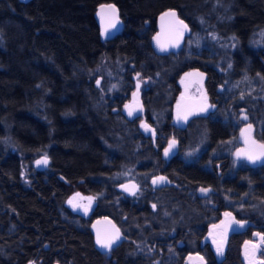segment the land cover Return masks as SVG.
Listing matches in <instances>:
<instances>
[{
    "label": "trees",
    "instance_id": "trees-1",
    "mask_svg": "<svg viewBox=\"0 0 264 264\" xmlns=\"http://www.w3.org/2000/svg\"><path fill=\"white\" fill-rule=\"evenodd\" d=\"M103 5L115 7L123 23L110 41L102 39L93 17ZM166 10L186 21L191 33L178 53L157 56L149 41L156 17ZM256 51L264 56V0H0V264H172L171 233L190 230L203 213L191 206L186 188L175 202L166 198L162 214L109 198L101 185L114 186L122 175L98 170L101 164L112 167L109 159L139 152L135 128L126 132L130 122L108 106L110 98L123 99L134 74L160 90L150 95L148 111L164 116L162 99L179 89L176 80L193 67L191 56L210 59L213 88L231 61L235 69L239 58ZM40 156L49 158L48 168L34 171L31 162ZM187 172L180 183L192 186ZM195 178L205 182L206 176ZM87 185L101 214L123 234L159 233L172 245L145 256L134 251L146 245L136 239V247L123 243L109 258L97 253L85 226L70 213L64 222L66 197ZM147 241V247L155 242ZM178 242L198 247V240ZM228 256L229 263L240 260L239 250Z\"/></svg>",
    "mask_w": 264,
    "mask_h": 264
},
{
    "label": "flooded vegetation",
    "instance_id": "flooded-vegetation-1",
    "mask_svg": "<svg viewBox=\"0 0 264 264\" xmlns=\"http://www.w3.org/2000/svg\"><path fill=\"white\" fill-rule=\"evenodd\" d=\"M190 33L189 29V34L183 37V46ZM249 52L252 53V50ZM247 57L239 58L235 69L231 61L227 70L220 73L222 77L218 81L219 85L211 88V67L205 62H210V59L191 56L189 65L193 67L176 80L179 89L173 91L167 99H162L166 102H161L162 105L168 109L164 116L157 105H154V109L160 113L156 112L155 117L149 114L150 95L158 90L150 88L149 82L139 90L137 99H132L131 94L135 90L132 83L136 79L135 76L131 77L129 87L122 90L123 99L116 96L110 98L112 105L108 106L114 107L113 111L119 109L125 122H130L125 123L126 132L132 134V127L135 128L139 152L135 151L138 152L135 157L128 151L116 156V159H109L112 167L101 164L98 170L106 169L110 173L129 176L114 186L101 185L110 194L109 198L119 197V202L123 201L130 209L139 206L142 212L157 209L160 212L166 198H173L178 191L186 188L190 189L193 203L191 206L197 212L203 213V216L196 218L198 221H191L190 230L171 233L169 239L176 240V245L173 243L175 260L172 264H264V241L261 240L264 236V161L252 166L244 158H235V152L242 148L247 151L243 153L248 157L253 153L248 146L240 142L239 137L249 125L253 139L264 145V56L258 55L256 51L254 55ZM231 68L233 70L228 71ZM185 73L197 76L190 79L194 88L193 92L187 95L181 93L179 85V80ZM98 85L99 83H96V86ZM181 96L203 98V102L208 105L207 113L202 115L197 110L185 125L174 123V107ZM117 101L119 103H114ZM133 101L140 103V114L127 113V107ZM245 116L247 119H244ZM172 141H175V144L169 149ZM166 149L169 150L167 156ZM44 157L48 159V164L43 169L46 170L49 158ZM34 162L33 170L39 171ZM186 169L189 178L187 182L192 183V186L180 183L181 174ZM196 173L206 176L205 182L195 183ZM159 177L164 180H157ZM154 180L157 182L153 183ZM127 183H134V188L121 189L122 185ZM201 189L207 191L202 192ZM76 193L79 195H75L72 204L67 201V197L64 201V222H68L70 213L75 218V224L85 226L92 247L97 253L109 258L123 243L136 247V239L143 241L144 245H148V239L155 241L150 247L145 245L138 248L139 250L134 248L136 253L141 252L145 256L150 254L149 251L156 252L158 247L164 252V245H172L170 241L163 243L159 233H154L158 235L156 238L154 235L148 238L147 232H133L131 236H126L120 230L124 240L108 253H100L95 248L89 227L95 219L108 216L101 214L98 197L90 186L87 185ZM204 193V196H200ZM172 201L176 200L173 198ZM226 213L229 215H225ZM161 217L162 215L157 219L162 220ZM128 223L132 224L130 220ZM224 223L227 224L221 227ZM240 225L245 226L244 230L235 232V229L241 228ZM179 239L198 240V247L186 249L184 244L178 242ZM218 248L222 249V253H218ZM236 250L240 252V260L229 263V253Z\"/></svg>",
    "mask_w": 264,
    "mask_h": 264
},
{
    "label": "water",
    "instance_id": "water-1",
    "mask_svg": "<svg viewBox=\"0 0 264 264\" xmlns=\"http://www.w3.org/2000/svg\"><path fill=\"white\" fill-rule=\"evenodd\" d=\"M102 9H103V13L101 12ZM165 13H168V15H165ZM171 13H175V16L171 15ZM101 15H103L104 17L103 22L101 20ZM93 17L99 27L100 35L102 39L105 41L113 40L123 31V23L118 17L117 10L115 13V19L118 22L115 23V27H109V22L110 19L113 17V13L111 11V8H109L106 5L99 6L94 12ZM162 17L163 19H161ZM178 21H183V25L179 24ZM185 25L186 28L184 27ZM105 28H107V31H105ZM188 34H189V26L186 23V21L179 18V16L174 10H166L160 13L156 17V30L150 37L149 44L151 49L156 55L167 56L169 54L178 52L182 48L183 37L187 36ZM162 48L164 50H162ZM207 109H208V105L203 102V98L192 99L189 97L181 96L178 103L174 107V111H173L174 123H179L181 126H183L185 125V123H187L190 117H192L195 113H197V110L200 111L199 112L200 114L205 115L207 113ZM129 111L133 112L134 114H140L142 112L140 103L138 101H133L127 107L128 114ZM178 114L181 117L180 119H178ZM183 117H186V119ZM242 133L243 134L239 135L240 142L251 149L250 152L253 153L250 154V156L254 161L252 159L250 160L246 153H243V151L247 152L243 148L235 152V158L238 159L244 158L252 166L261 164L264 161V148L261 147L262 144L257 143L253 139L250 130L248 131L244 130ZM254 151H256V153H254ZM237 153H240V155L238 156ZM45 158L46 157H40L34 162V165L37 167L39 171L45 168V166L48 164V159L46 158L47 164L40 163L38 165L37 161H43ZM82 182L83 181H80V183ZM134 186H135L134 183H127L122 185L121 189L123 190L132 189L134 188ZM204 195L205 193L200 196H204ZM226 224L227 223H224L223 225H221V227H224ZM240 227H241L240 229L238 230L235 229L234 231L242 232L245 226L240 225ZM117 230H119L118 237H117ZM89 232L92 234L94 238L95 248L100 253H108L111 249L118 246L124 240V236L121 234L120 229L118 228L116 223L109 217H104L95 220L89 227ZM98 235L100 239L105 242L112 241L110 247L108 248L101 247L100 244L97 243Z\"/></svg>",
    "mask_w": 264,
    "mask_h": 264
},
{
    "label": "rangeland",
    "instance_id": "rangeland-1",
    "mask_svg": "<svg viewBox=\"0 0 264 264\" xmlns=\"http://www.w3.org/2000/svg\"><path fill=\"white\" fill-rule=\"evenodd\" d=\"M194 40H196L195 37H192L190 39V43H189V48H192V46L194 45ZM239 58V57H238ZM194 74V73H193ZM136 77L135 81H133L132 85H133V88H135V90L132 92V99H137V97L140 95L139 93V90L142 89L144 86L147 85V82L148 80L146 79H143L137 75H134V74H131V77ZM194 76V75H193ZM191 75H188V74H183V76H181L180 80H179V85H180V89H181V93L184 94V95H187V94H190L193 92V88H194V85H192V82H190V79L193 77ZM111 77V76H110ZM194 78H197V76L195 75ZM101 81V78H97V83ZM110 85L109 87H113V81H110L109 82ZM264 114V113H263ZM142 123V122H141ZM8 137L7 139L5 140V142H8ZM44 157V156H42ZM39 159V157H36L35 159H33V161L31 162V164L35 161ZM121 177V178H120ZM118 177V180H124L126 178H128L129 176H126V175H122ZM126 181V180H125ZM79 189L75 188L74 190H72V192L67 196V201H70V200H74L73 198L75 197L77 191ZM90 198V197H89ZM91 200V199H90Z\"/></svg>",
    "mask_w": 264,
    "mask_h": 264
},
{
    "label": "snow or ice",
    "instance_id": "snow-or-ice-1",
    "mask_svg": "<svg viewBox=\"0 0 264 264\" xmlns=\"http://www.w3.org/2000/svg\"><path fill=\"white\" fill-rule=\"evenodd\" d=\"M108 7L111 8V11H112V13H113V17L110 19V22H109V27H115V23L118 22V21L115 19L116 9H115L113 6H111V5H109ZM101 12L103 13V9L101 10ZM165 15H168V13H165ZM171 15L175 16V13H171ZM161 19H163V17H162ZM101 20H102V22H103V20H104L103 15H101ZM178 23L181 24V25H183V21H178ZM184 27L186 28V25H185ZM105 31H107V28H105ZM181 34H182V33H181ZM162 50H164V49L162 48ZM126 107H127V106H126ZM178 107H179V105H178ZM129 115H132V112H131V111H129ZM180 118H181V117H180L179 114H178V119H180ZM183 118L186 119V117H183ZM244 119H247V116H245ZM144 127H147V126L144 125ZM250 129H251V125L248 126V129H246V131H248V130H250ZM242 134H243V133H242ZM174 144H175V141H172V142L169 144V149H171V148L174 146ZM261 147L264 148V145H261ZM168 151H169L168 149L165 150V155H166V156L168 155ZM237 155L239 156L240 153H237ZM248 158H249V159H252L251 156H249ZM40 163L47 164V159L45 158L43 161H37V164H38V165H39ZM158 179H159L160 181H163V180H164L163 177H159ZM156 182H157L156 180L153 181V183H156ZM201 191H202V192H205V191H207V190H205V189H201ZM133 194H135V193H133ZM78 195H79V194H77V196H78ZM73 199H75V197H74ZM89 199H91V198H89ZM69 203L72 204L73 201L70 200ZM73 206L76 207V205H73ZM153 207H155V206H153ZM225 215H229V214L226 213ZM118 233H119V230H117V237H118ZM257 235H259V234H257ZM261 240L264 241V236L261 237ZM111 242H112V241L105 242V241L101 240L100 237H99V235H98V237H97V243L100 244L101 247L108 248V247H110ZM217 251H218V253H222V249H221V248H218Z\"/></svg>",
    "mask_w": 264,
    "mask_h": 264
},
{
    "label": "bare ground",
    "instance_id": "bare-ground-1",
    "mask_svg": "<svg viewBox=\"0 0 264 264\" xmlns=\"http://www.w3.org/2000/svg\"><path fill=\"white\" fill-rule=\"evenodd\" d=\"M96 220V219H95Z\"/></svg>",
    "mask_w": 264,
    "mask_h": 264
}]
</instances>
